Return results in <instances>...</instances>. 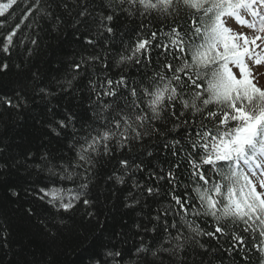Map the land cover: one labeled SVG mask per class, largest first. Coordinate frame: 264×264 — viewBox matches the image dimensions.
<instances>
[{
	"label": "trees",
	"instance_id": "trees-1",
	"mask_svg": "<svg viewBox=\"0 0 264 264\" xmlns=\"http://www.w3.org/2000/svg\"><path fill=\"white\" fill-rule=\"evenodd\" d=\"M88 2L86 23H75V0H69L71 14L53 6L50 19L32 28L22 25L23 31L14 38L10 52L0 51V65L8 66L0 70V97H9L13 104L20 105L10 108L0 104V264H160L158 257L163 258V264H180L167 253L151 255L157 248L171 247L167 241L175 242L172 238L177 229L171 227L173 224L186 238L181 241L183 264H259L253 236L243 232L242 224L233 226L229 222L223 235L195 236L190 227L214 231L212 219L196 216L194 209L185 215L172 199L173 195L189 199L195 186L186 155L191 127L173 131L171 122L161 120V134L153 133L142 142L132 141L122 148L113 144L115 151L110 155L101 150L88 174L86 165L75 167L79 144L76 149L70 147L73 130L80 136L93 123L98 109L89 80L107 76L116 81L123 75L131 85L151 76L163 59L160 49L153 48L150 61L142 64L117 61L121 53L130 54L138 35L143 38L161 30L163 36L166 30L155 14L146 18L133 10L131 15L118 12L113 21H103L113 29L109 33L100 18L109 12L106 5L110 0ZM23 7L21 2L15 17ZM15 17H8L7 27ZM32 39L37 40L35 45ZM82 61L85 63L76 73L73 62ZM61 119L71 122L67 129H57L60 135H56L52 128ZM177 140L181 143H175ZM65 168L73 173L72 180L62 179L67 174ZM83 184L87 187H81ZM149 187L152 193L147 191ZM40 189H62L64 202L76 193H80V199L65 212L50 205V198ZM12 190L19 193L17 199L11 197ZM84 199L92 203L85 205ZM29 208L32 216L25 214ZM233 232L245 237V243L233 240ZM259 239L257 234L256 242ZM138 248L148 251L137 253ZM109 252L121 256H109Z\"/></svg>",
	"mask_w": 264,
	"mask_h": 264
},
{
	"label": "snow or ice",
	"instance_id": "snow-or-ice-1",
	"mask_svg": "<svg viewBox=\"0 0 264 264\" xmlns=\"http://www.w3.org/2000/svg\"><path fill=\"white\" fill-rule=\"evenodd\" d=\"M21 2L24 7L15 17ZM75 4V23H86L90 15L88 0H75ZM53 6L71 14L69 0H59L58 4L55 0L0 3V18H4L0 22V51L10 52L14 38L23 31L22 25L32 28L39 26V21L50 19ZM106 7L109 12L100 19L101 26L109 33L113 29L103 21H113L118 12L131 15L135 10L146 18L155 14L166 25L163 36L161 30L143 38L138 35L130 54L121 53L118 64L150 61L153 48L161 50L159 55L163 59L159 61V70L131 85L123 75L116 81L107 76L102 80H89L98 109L93 123L88 124L80 136L73 130L70 147L76 149L79 144L75 167L86 165L84 171L88 174L101 150L104 155H110L115 151L113 144L122 148L126 144L130 146L132 141L142 142L153 133L161 134L158 127L161 120L171 122L173 131L191 127L186 155L193 169L195 186L188 194L189 199L173 195L175 205L185 215L194 209L196 216L212 219L214 231L190 227L195 236L223 235L229 222L233 226L242 224L243 232L253 236L252 247L260 255L259 264H264V87L258 86L259 73L255 71L264 65V0H110ZM8 17H15L11 27H7ZM229 20L235 23V28L229 26ZM141 27L147 31L145 25ZM238 28L248 31H238ZM31 43L35 45L37 40L32 39ZM82 63L85 62H73L76 73ZM7 67V64L0 65V70ZM67 83L71 85V81ZM40 91L48 94L46 89ZM0 104L10 108L20 106L13 104L9 97H0ZM70 122V119H61L52 131L60 135L57 129H67ZM120 163L127 165L126 160ZM64 171L67 174L62 179L72 180L73 173L67 168ZM168 175L172 177L171 172ZM117 179L122 182V178ZM81 187L86 188L87 184ZM40 191L50 198V205L65 212L74 207V200L80 199V193H76L64 202L62 189ZM147 191L152 193L153 189L149 187ZM11 197L17 199L19 193L12 190ZM83 203L90 205L92 201L84 199ZM25 214L34 213L29 208ZM171 227L177 229V235L172 238L175 242L167 241L171 247L157 248L151 255L158 257V253H167L183 264L184 243L181 241L186 238L179 232L178 225ZM168 230L169 226L165 225L164 231ZM232 239L245 243V237L235 232ZM146 251L137 249V253ZM108 255L120 257L121 253L109 252ZM158 258L163 264V258Z\"/></svg>",
	"mask_w": 264,
	"mask_h": 264
},
{
	"label": "rangeland",
	"instance_id": "rangeland-1",
	"mask_svg": "<svg viewBox=\"0 0 264 264\" xmlns=\"http://www.w3.org/2000/svg\"><path fill=\"white\" fill-rule=\"evenodd\" d=\"M229 26L234 27V28L236 27L235 23L231 20H229ZM237 30L238 31H248L247 29H242V28H238ZM255 71L259 73L258 86L264 87V65H262L258 69H255Z\"/></svg>",
	"mask_w": 264,
	"mask_h": 264
}]
</instances>
